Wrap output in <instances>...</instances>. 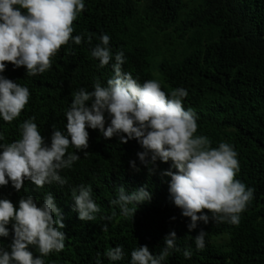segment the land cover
Wrapping results in <instances>:
<instances>
[{"label":"trees","instance_id":"1","mask_svg":"<svg viewBox=\"0 0 264 264\" xmlns=\"http://www.w3.org/2000/svg\"><path fill=\"white\" fill-rule=\"evenodd\" d=\"M84 4L85 11L74 22L73 36L84 37L80 45L70 42L62 47L43 74L30 77L24 67L12 64L0 74L31 94L17 120L8 124L0 118L4 142L19 139V125L33 117L46 139L54 130L65 131L72 94L81 88L93 90L96 80L106 85L114 74L115 54L122 51L123 71L141 84L154 79L151 64L156 62L155 80L163 90H187L183 105L198 117L197 135L207 136L212 147L221 142L233 146L240 165L236 179L255 189L253 199L238 225L210 221L189 232L190 219L170 197V177L161 175L171 162L157 161L151 175L138 158L143 149L136 140L120 144L118 137L105 139L90 128L87 155L77 153L80 159L60 173L66 185L37 188L26 181L17 192L9 182L0 187V199L11 200L18 208L22 196L31 195L42 204L48 193L53 194L66 239L62 251L43 258L45 264H96L98 253L101 264H131L133 249L146 245L159 254L172 231L181 251H173L162 264H264V0H84ZM166 30L173 40L162 52L153 37ZM102 34L110 37L113 54L103 68L91 56ZM130 161L139 172L132 170ZM82 184L91 186L92 199L100 208L93 221H80L73 211L71 190ZM121 185L129 193L146 185L152 195L150 201L136 205L134 218H124L119 205L111 203ZM105 225L107 232L102 231ZM8 227L10 236L0 238L4 248L11 242ZM201 229L207 232L206 246L198 251L193 238ZM116 246H123L124 258L111 261L104 253ZM185 249L191 251L190 259L184 257ZM31 250L39 255L37 249Z\"/></svg>","mask_w":264,"mask_h":264},{"label":"clouds","instance_id":"2","mask_svg":"<svg viewBox=\"0 0 264 264\" xmlns=\"http://www.w3.org/2000/svg\"><path fill=\"white\" fill-rule=\"evenodd\" d=\"M83 11L84 0H0V74L7 64L24 67L30 77L48 71L62 47L70 42L82 43L84 37L73 33L74 22ZM91 39L89 35V43ZM109 42L110 37L102 34L91 51L101 68L113 60ZM114 59V74L106 85L96 80L93 90L81 88L72 94L65 131L54 130L46 139L33 117L19 125V139L14 142H4L5 134L0 132V187L11 182L20 192L26 181L37 188L53 183L66 185L68 181L60 173L80 159L77 153L87 155L90 128L99 130L105 139L118 137L120 144L136 140L143 149L138 158L151 175L157 161L171 162V168L161 175L170 177V197L181 215L190 219L189 232L210 221L238 225L255 189L236 179L240 165L233 146L221 142L212 147L207 136L197 135L198 117L183 105L186 89L166 92L155 79L141 84L130 72L123 71L122 51ZM30 95L27 87L0 75V118L8 124L17 120ZM70 147L76 151L69 152ZM130 165L133 171H140L135 161ZM71 195L79 220H95L100 208L92 199L91 186L79 185ZM151 198L146 185L130 193L121 185L118 198L111 203L119 205L120 214L127 219L134 218L136 205ZM9 225L11 242L7 248L0 246V264H45L44 257L65 247L66 233L61 229L66 225L52 193L42 204L31 195L22 196L18 208L11 200L0 199V238L10 236ZM102 231H108L107 225ZM206 235L201 229L193 238L198 251L204 250ZM177 239L175 231L167 235L159 254H153L146 245L138 246L131 251V264H162L173 251H181ZM32 248L38 250V256ZM104 255L120 261L124 258L123 246L109 248ZM183 255L190 259L192 253L185 249ZM96 264H101L99 253Z\"/></svg>","mask_w":264,"mask_h":264},{"label":"rangeland","instance_id":"3","mask_svg":"<svg viewBox=\"0 0 264 264\" xmlns=\"http://www.w3.org/2000/svg\"><path fill=\"white\" fill-rule=\"evenodd\" d=\"M172 34L170 30H166L165 32H163L162 34H158L157 36L153 37V41L154 44L158 47H160V49H162V52H165L167 48H170V44L173 40L172 38ZM155 68H156V62H152L151 64V73L152 76L154 77V79L157 77V73L155 72ZM158 78V77H157Z\"/></svg>","mask_w":264,"mask_h":264}]
</instances>
